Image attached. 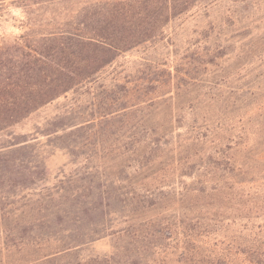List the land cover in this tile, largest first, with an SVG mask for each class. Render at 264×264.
<instances>
[{
    "label": "rangeland",
    "instance_id": "rangeland-1",
    "mask_svg": "<svg viewBox=\"0 0 264 264\" xmlns=\"http://www.w3.org/2000/svg\"><path fill=\"white\" fill-rule=\"evenodd\" d=\"M31 28L0 1V45ZM11 131L0 264L264 261V0L203 1Z\"/></svg>",
    "mask_w": 264,
    "mask_h": 264
},
{
    "label": "trees",
    "instance_id": "trees-1",
    "mask_svg": "<svg viewBox=\"0 0 264 264\" xmlns=\"http://www.w3.org/2000/svg\"><path fill=\"white\" fill-rule=\"evenodd\" d=\"M9 1L37 7V34L31 28L0 45V167L3 152L17 145L15 126L92 82L121 53L158 38L170 21L205 0Z\"/></svg>",
    "mask_w": 264,
    "mask_h": 264
}]
</instances>
